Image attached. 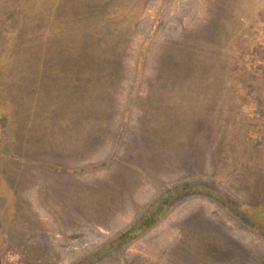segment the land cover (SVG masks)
<instances>
[{"label": "rangeland", "instance_id": "1", "mask_svg": "<svg viewBox=\"0 0 264 264\" xmlns=\"http://www.w3.org/2000/svg\"><path fill=\"white\" fill-rule=\"evenodd\" d=\"M0 264H264V0H0Z\"/></svg>", "mask_w": 264, "mask_h": 264}, {"label": "trees", "instance_id": "2", "mask_svg": "<svg viewBox=\"0 0 264 264\" xmlns=\"http://www.w3.org/2000/svg\"><path fill=\"white\" fill-rule=\"evenodd\" d=\"M179 185L180 184H177L176 186H173V187H169V190H167V191H162V193L158 196V198L154 200L155 203L153 202L152 205L150 206V208H147L140 215V217L138 218V221L136 222V224L132 225V227L130 229H128L125 233L119 235L117 237V241L119 242L121 240H125L124 238H127V236L129 235V233L131 234V233L139 232L140 230H142V228L144 227V225H147L148 224V223H146L147 216H150V218H151L148 221L149 223L152 221V218L157 217L161 213V210L160 209L159 210H156L157 209V206H158V208H161L159 206L160 205L162 206L164 203L165 204H169L170 199L173 200L174 197L183 195V193H182V190L183 189ZM166 192H167V194L169 193V197H170L169 200H168V197L167 196L165 197ZM171 197H173V198H171ZM155 204H156V206H154L155 207L154 208V211H152V213H151L150 212L151 211V208H153V205H155Z\"/></svg>", "mask_w": 264, "mask_h": 264}]
</instances>
